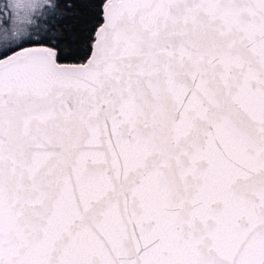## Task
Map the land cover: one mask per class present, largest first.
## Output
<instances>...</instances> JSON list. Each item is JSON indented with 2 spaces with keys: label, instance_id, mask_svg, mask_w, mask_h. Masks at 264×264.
<instances>
[{
  "label": "snow or ice",
  "instance_id": "6c2138e0",
  "mask_svg": "<svg viewBox=\"0 0 264 264\" xmlns=\"http://www.w3.org/2000/svg\"><path fill=\"white\" fill-rule=\"evenodd\" d=\"M0 264H264V0L0 3Z\"/></svg>",
  "mask_w": 264,
  "mask_h": 264
},
{
  "label": "rangeland",
  "instance_id": "374dc122",
  "mask_svg": "<svg viewBox=\"0 0 264 264\" xmlns=\"http://www.w3.org/2000/svg\"><path fill=\"white\" fill-rule=\"evenodd\" d=\"M4 0H0V3H3ZM9 2H14V0H9ZM5 17L9 20V26L11 27L14 22L17 21V13L13 11L11 8L9 9L8 13H5Z\"/></svg>",
  "mask_w": 264,
  "mask_h": 264
}]
</instances>
